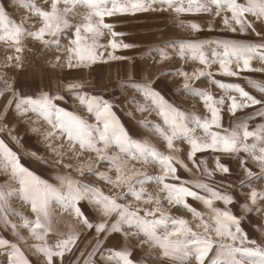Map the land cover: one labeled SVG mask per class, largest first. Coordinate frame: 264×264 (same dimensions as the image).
I'll use <instances>...</instances> for the list:
<instances>
[{
    "label": "snow or ice",
    "instance_id": "obj_1",
    "mask_svg": "<svg viewBox=\"0 0 264 264\" xmlns=\"http://www.w3.org/2000/svg\"><path fill=\"white\" fill-rule=\"evenodd\" d=\"M21 6L27 8L30 14L39 20V27L24 25L29 17H24L20 23L9 19L3 6H0V43L9 48H14L17 55L9 57V61L20 60L23 51L22 40L26 37L39 41L46 48H61L60 39L65 33L68 44L65 47L66 63L62 67L82 68L90 67L97 62L107 63L109 60L123 61L130 59L127 56L116 55L118 50H127L136 45L125 43L123 32L114 30L112 23H107L105 18L120 16H135L144 12H171L177 18L182 14H207L220 17L224 27L240 35L249 33L261 38L260 43L242 42L235 39L214 41H192L181 43L177 55L182 60L191 59L198 61L203 68H198L189 73L177 70L175 73L183 78V90L202 99L204 107L210 114L208 117L189 118L185 112L167 102L150 83H144L135 90L140 92L146 104H151L162 123L149 124L141 121L144 127H150L153 135L166 147L168 153L159 150L154 144L134 141L120 123L109 101L98 96H79L80 105L95 118V123H88L82 117L68 112L57 106L54 100L63 97H52L42 94L37 99L24 98L15 104V110L20 117L34 114L38 120L44 121L50 130L44 132L49 147L58 157L57 162H63L65 155L71 153L73 158L79 159L85 152L94 153L97 163L104 162L108 165L107 171L92 172V165H87L89 174L96 175L98 179L114 188H124L126 191L114 196H108L96 188L81 189L71 180L66 178L61 183L51 185L42 181L35 174L20 164L16 155L0 140V169L10 172L9 181L0 186V220L16 232L20 241H25L16 230L26 229L30 237L37 241L30 247L45 259V264H63L66 252H71L76 244L77 234L71 233L67 238L58 239L54 246H49L47 238L54 232L53 203L59 205L63 212L73 215L77 222L91 230L97 236L109 233H122L127 239L129 236L142 234L145 239L140 245L149 244L162 250V256L171 261V264H187L195 259L196 264H205L209 254L213 253L209 264H264V246L255 240H249L241 228L240 218L227 209L214 207V201H223L225 205L231 204L233 198L209 188L208 184L200 181L169 183V180L179 181L177 166L188 169V165L176 155L179 149L175 147L176 141L186 142L190 146L187 159L192 162L197 170H201L208 177L214 172L207 167L204 160L195 159L197 153L211 151L229 155L246 153L259 168V173H254L250 168L241 165L245 180L241 186H248L251 191L248 195L250 203H245L242 208L245 212L257 213L264 211L258 202L264 201V191L251 187L253 179H264V128L254 131L248 129L246 122H240L236 130L223 129V111L235 116L238 110L260 105L258 115L264 116V100L250 95L244 88L223 83L213 79V73L208 69L213 64L218 65V74L235 77L241 71L264 72V68H253L252 61L258 59L264 64V28L258 30L257 24L264 26V0H50L45 7H38L33 2H26ZM230 14V15H229ZM251 17V18H250ZM72 19H79L78 23H71ZM187 26L193 31H200V25L190 22ZM209 31L212 25L209 24ZM34 29V30H33ZM108 35L106 44L100 43ZM205 44H215L222 51L213 49L211 58L204 51ZM162 63L171 59L167 51L158 53ZM106 57V58H105ZM61 60L60 56L56 61ZM233 65L236 66L233 70ZM19 66V64H17ZM55 66V65H54ZM166 75L168 73H165ZM201 78L210 79L225 93L224 96L215 98L204 89L192 86L194 81ZM254 87L264 93V85L249 81ZM79 85L71 84L69 88ZM10 88V86H9ZM237 93V95H228ZM3 93L0 92V95ZM130 103L137 104L141 113L148 112L145 105L139 104L135 99ZM150 114V113H149ZM5 116L7 113L4 114ZM131 115V113H129ZM34 123V122H33ZM2 130V128H0ZM33 132L40 129L33 127ZM202 133L198 135L197 133ZM251 138L252 142L249 143ZM60 141V144L52 142ZM67 148V152L64 149ZM115 149V151H111ZM139 163L145 168H137ZM157 164L160 175H148L146 167ZM71 168V164H65ZM85 166L77 167V171L84 175ZM115 172V178L109 172ZM215 171L229 173V168L220 162L219 156L215 160ZM18 187L12 188L11 183ZM155 183L159 193L153 194L146 190V185ZM194 189H203L210 192V197L201 196ZM163 193L164 195H161ZM128 197L132 201L120 203ZM18 198L31 207L34 219H29L10 209V200ZM201 201L206 209L201 212L187 203V199ZM87 201L99 212L101 219L93 223L81 210V201ZM166 201L169 206H183L195 221L194 225L183 217L177 218L169 215L163 207ZM152 205L151 208L141 209L139 204ZM20 215L21 224L12 223L8 219L9 212ZM143 211V215L140 212ZM207 216V219L205 218ZM125 229H135L134 232ZM202 230V231H201ZM99 243V242H98ZM0 251L6 256V264H30L24 252L17 243L0 238ZM99 253L102 264H134L131 252L128 250L113 251L105 256L99 247L95 248L92 255ZM3 264V262H0Z\"/></svg>",
    "mask_w": 264,
    "mask_h": 264
},
{
    "label": "rangeland",
    "instance_id": "obj_2",
    "mask_svg": "<svg viewBox=\"0 0 264 264\" xmlns=\"http://www.w3.org/2000/svg\"><path fill=\"white\" fill-rule=\"evenodd\" d=\"M33 2L38 7H45L50 0H0V6H3L10 20L20 23L24 17H29L25 23L26 28L35 25L39 27L38 18L32 16L29 10L22 4ZM186 2V0H185ZM245 2V0H241ZM230 15V14H229ZM251 18V17H250ZM107 23L114 25V30L123 32L122 37L125 43L136 45V47L127 50H118L116 55L127 56L130 59L123 61L109 60L107 63L97 62L90 67L67 68L62 67L66 63L65 47L68 44L67 37L70 32L65 33L60 39L61 48L45 47L39 41L26 37L22 40L23 51L19 53L20 60L15 59L9 61V57H15L17 53L14 48L7 47L4 43H0V140L4 142L19 159L21 165L30 172L39 177L42 181H46L51 185L58 186L62 180L71 178L76 186L81 189L88 187L96 188L105 195L114 196L120 192L126 191L124 188H114L106 182L98 179L96 175L89 174L87 165L91 163L92 172L107 171L108 165L104 162L97 163L94 153L85 152L79 159L73 158L71 153L65 155L63 162L58 163V157L49 147V141L45 140L44 132L49 126L42 120H38L34 114L27 117H20L16 110L15 104L18 100L24 98L37 99L42 94L49 96L63 97L61 100H54L58 107L74 113L82 117L88 123H95V118L88 113L86 108L79 103V96H98L109 101L113 105V111L119 118L120 123L124 126L128 135L136 142L152 143L159 150L168 153L169 150L153 135L150 127H144L141 121H147L149 124L162 123L160 117L157 116L153 106L146 104L143 96L135 89L144 83H150L153 88L169 103L178 107L185 112L189 118L208 117L210 114L204 107L203 101L198 96L187 94L183 90V78L175 73L177 70H184L189 73L198 68H203L198 61L191 59L182 60L176 54L181 43L192 41H214V40H230L235 39L242 42L260 43L261 38L255 34L240 35L228 31L220 17H213L207 14H182L177 18L171 12H144L137 13L135 16L127 15L120 17L105 18ZM194 22L200 25V31H193L187 26H181ZM71 23L79 22V19H72ZM209 24L212 30L209 31ZM258 30L264 26L257 24ZM34 30V29H33ZM110 37L106 35L100 41L106 44ZM217 48L215 44H205V54L211 58V51ZM167 51L171 59L158 63L160 60L158 53ZM60 56L61 60L56 61V57ZM106 58V57H105ZM19 64V66H17ZM55 65V66H54ZM233 70L236 66L233 65ZM253 68H264V64L258 59L252 61ZM213 73V79L223 83L238 85L244 88L250 95L257 99L264 100V93L258 88L250 84L254 81L264 85V72L241 71L238 76L228 77L218 74V65L213 64L208 69ZM165 73H168L167 75ZM77 84V88H69V85ZM10 86V88H9ZM193 87L204 89L211 93L215 98L224 96L225 93L210 79L201 78L192 83ZM228 95H237V93H228ZM135 99L139 104L148 107L149 111L141 113L137 110L136 103H130ZM260 105L238 110L235 116L230 115L226 107L223 111V119L221 121L223 129L232 131L236 130L240 122H246L250 131L264 128V116L258 115L257 112ZM7 113L5 116L4 114ZM131 113V115H129ZM150 113V114H149ZM34 122V123H33ZM39 128V132H33L32 128ZM202 135V133H197ZM252 142L251 138L248 141ZM60 144V141L52 142ZM175 147L179 149L176 155L179 156L189 170L177 166V175L179 181L169 180V183L200 181L208 184L209 188L230 195L233 198L231 204L225 205L223 201H214V207L227 209L233 215L240 218L241 228L247 234L249 240H255L261 246H264V211L257 213L245 212L242 205L250 203L248 195L251 188L241 186V181L245 180V174L241 165V160L245 161L244 167L250 168L254 173H259V168L247 156L246 153L239 155H229L223 153H213L206 151L197 153L195 159L197 161L204 160L207 167L214 172L212 177H208L201 170H197L195 165L187 159L190 146L183 141H176ZM67 152V148L64 149ZM111 151H115L112 149ZM219 156L220 162L229 168V173H220L215 171V160ZM65 164H71L72 167H65ZM85 166L84 175L77 171V167ZM137 168H145L144 165L137 163ZM148 175H160L161 170L157 164H149L146 167ZM112 178H115V172H109ZM10 178V172L0 169V186H4ZM12 188L18 187L16 183H11ZM149 193H159V187L155 183H149L146 186ZM251 187L258 191H264V179L251 182ZM201 196L210 197L211 193L203 189H194ZM161 195H164L161 193ZM132 201L131 197L119 201L126 203ZM136 204L135 201H132ZM187 203L201 212L206 213L204 204L201 201L192 198L187 199ZM261 209H264V201L258 202ZM84 215L93 223L98 222L101 217L98 210L86 200L79 204ZM141 209L145 207L151 208L152 205L139 204ZM166 212L174 217L188 220L191 225L195 224L192 214L183 206H169L166 201L163 202ZM10 209L15 213L34 219L29 204L24 203L18 198L10 200ZM53 224L54 232L50 233L47 238L49 246H54L58 239L67 238L71 233L77 234L76 244L72 247L71 252H66L63 257V264H102L99 253L92 255L95 248L99 247L107 256L113 251L128 250L131 252V260L134 264H171V261L162 256V250L149 244L140 245V241L145 237L140 234L137 236H129L127 239L122 233H109L107 236L101 234L97 236L94 229H87L77 222L73 215H69L53 203ZM9 212L8 219L12 223L21 224L20 215H13ZM143 211L140 215H143ZM207 219V216L205 217ZM134 232L135 229H125ZM25 241H20L16 232L10 225H6L0 220V238L6 239L11 243H17L30 264H45V259L41 254L36 253L30 245L38 243L33 240L26 229L18 228L16 230ZM202 231V230H201ZM99 242V243H98ZM213 253L209 254V259L205 264H209ZM57 264H59V258ZM0 262L6 264V256L0 251ZM187 264H196L195 259H191Z\"/></svg>",
    "mask_w": 264,
    "mask_h": 264
}]
</instances>
